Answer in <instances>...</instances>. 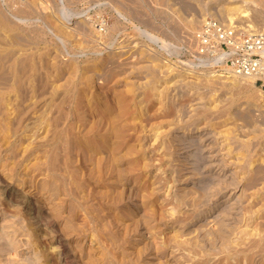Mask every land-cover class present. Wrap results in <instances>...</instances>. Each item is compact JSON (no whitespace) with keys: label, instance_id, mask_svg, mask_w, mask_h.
<instances>
[{"label":"rangeland","instance_id":"1","mask_svg":"<svg viewBox=\"0 0 264 264\" xmlns=\"http://www.w3.org/2000/svg\"><path fill=\"white\" fill-rule=\"evenodd\" d=\"M219 25L264 0H0V264H264V89Z\"/></svg>","mask_w":264,"mask_h":264},{"label":"built area","instance_id":"2","mask_svg":"<svg viewBox=\"0 0 264 264\" xmlns=\"http://www.w3.org/2000/svg\"><path fill=\"white\" fill-rule=\"evenodd\" d=\"M221 25L214 28V53L237 76L254 78L264 89V33L240 35Z\"/></svg>","mask_w":264,"mask_h":264},{"label":"bare ground","instance_id":"3","mask_svg":"<svg viewBox=\"0 0 264 264\" xmlns=\"http://www.w3.org/2000/svg\"><path fill=\"white\" fill-rule=\"evenodd\" d=\"M238 11H239V10H238ZM240 11H241V10H240ZM243 11H244V10H243ZM237 13H238V12H237ZM242 13H243V15H245V13H247V12H245V13L242 12ZM253 79H254V78H253ZM6 187H7V186H6ZM3 188H4V186H3ZM9 189H10V190H9ZM9 189L7 190V192H8V191H10V192L12 191L11 188H9ZM3 192H4V191H3ZM21 202L24 203V205H25V204H29V205H31V206H32V205L34 206V203H32L31 200H27V198H26L25 200L22 199ZM29 205H28V206H29ZM35 207H37V206H35ZM32 208L34 209V207H32ZM34 210H35V209H34ZM36 211H37V210H36ZM36 215L38 216L37 212H36ZM63 249H64V248H63ZM60 254H61V253H60ZM66 259H67V258H66ZM66 261H67V260H66ZM64 263H65V262H64Z\"/></svg>","mask_w":264,"mask_h":264}]
</instances>
